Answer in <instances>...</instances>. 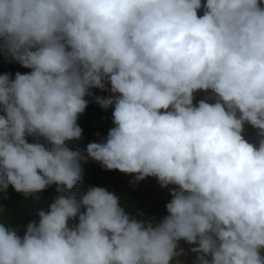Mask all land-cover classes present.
Instances as JSON below:
<instances>
[{
	"label": "clouds",
	"instance_id": "1",
	"mask_svg": "<svg viewBox=\"0 0 264 264\" xmlns=\"http://www.w3.org/2000/svg\"><path fill=\"white\" fill-rule=\"evenodd\" d=\"M0 53L31 69L0 74V193L59 194L22 238L0 223V264H181L182 240L194 264H264V0H0ZM109 84L106 142L71 150ZM86 157L176 186L168 215L69 193Z\"/></svg>",
	"mask_w": 264,
	"mask_h": 264
},
{
	"label": "trees",
	"instance_id": "2",
	"mask_svg": "<svg viewBox=\"0 0 264 264\" xmlns=\"http://www.w3.org/2000/svg\"><path fill=\"white\" fill-rule=\"evenodd\" d=\"M202 3H206V0H202ZM198 14L202 15L203 9ZM17 72L25 74L31 72V69L24 68L17 62H8L5 56L0 53V74L10 73L14 78ZM108 88L109 91L91 89L92 95L85 97L89 103L77 121L83 130L82 137L79 140L66 142L71 150H80L86 155L85 150L89 143L106 142L108 131L115 126L112 122L114 106L103 109L95 102L94 97L113 95L110 92V84ZM212 95L210 90L208 92L197 91L194 94V104H197L201 99H206L212 103L214 102ZM0 115H4V113L0 111ZM243 135L249 142L258 144L257 130L251 125L245 124ZM27 140L30 143L36 142L34 137H27ZM41 142L43 141L41 140ZM82 169V180L69 190V193L84 194L89 187H103L116 194L125 212L137 220H150L155 225L168 215L166 204L172 199L170 189L176 186L169 185L167 188H162L155 177H147L142 181L133 182L135 180L134 174H125L119 170H106L90 157H86L82 163ZM56 187V185H52L35 196L25 197L24 194L17 193L10 185L6 194L0 193V223L17 229V234L22 238L29 222H39L38 212L49 210L54 198L59 195ZM77 223L78 217L69 221L70 226ZM182 243L183 240L179 242V245L181 246Z\"/></svg>",
	"mask_w": 264,
	"mask_h": 264
},
{
	"label": "rangeland",
	"instance_id": "3",
	"mask_svg": "<svg viewBox=\"0 0 264 264\" xmlns=\"http://www.w3.org/2000/svg\"><path fill=\"white\" fill-rule=\"evenodd\" d=\"M196 246L197 245H190L183 241L180 248L184 249V254L178 257V259L181 261V264H194L197 254L189 250ZM261 255L264 256V250L261 251ZM208 259L210 260L211 257H208ZM172 264H176V261L173 260Z\"/></svg>",
	"mask_w": 264,
	"mask_h": 264
}]
</instances>
